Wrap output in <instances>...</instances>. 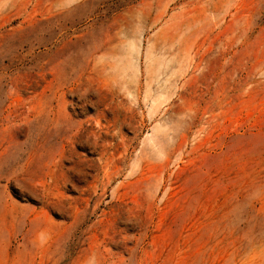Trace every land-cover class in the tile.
<instances>
[{
	"label": "rangeland",
	"instance_id": "obj_1",
	"mask_svg": "<svg viewBox=\"0 0 264 264\" xmlns=\"http://www.w3.org/2000/svg\"><path fill=\"white\" fill-rule=\"evenodd\" d=\"M0 264H264V0H0Z\"/></svg>",
	"mask_w": 264,
	"mask_h": 264
},
{
	"label": "bare ground",
	"instance_id": "obj_2",
	"mask_svg": "<svg viewBox=\"0 0 264 264\" xmlns=\"http://www.w3.org/2000/svg\"><path fill=\"white\" fill-rule=\"evenodd\" d=\"M103 127H104V126H103ZM103 145H104V144H103ZM105 147H107L106 144H105ZM105 150H106V149L104 148V151H105ZM107 152H108V151H105V153H103L104 156H103V158H102V159H103V164H106V165H108V163H109V161H110V160H109L110 158L107 156ZM103 154H102V155H103ZM108 154H109V153H108ZM110 156H111V153H110ZM137 166H138V165H137ZM103 168H104V167H103ZM108 168L110 169V168H112V166H111V167H108ZM109 169H108V170H109ZM122 171H123V170H122ZM105 172H106V171H105ZM143 172H144V171H143ZM107 174H108V173H107ZM104 175H105V174H104ZM105 176H106V175H105ZM114 177H115V176H114ZM117 177H118V176H117ZM109 178H110V177H109ZM114 179H115V178H114ZM87 197H88V196H87Z\"/></svg>",
	"mask_w": 264,
	"mask_h": 264
}]
</instances>
